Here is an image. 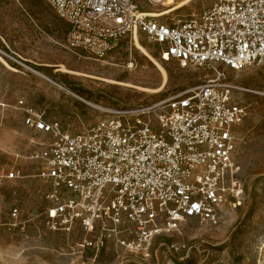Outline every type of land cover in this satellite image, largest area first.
<instances>
[{
  "label": "built area",
  "instance_id": "obj_1",
  "mask_svg": "<svg viewBox=\"0 0 264 264\" xmlns=\"http://www.w3.org/2000/svg\"><path fill=\"white\" fill-rule=\"evenodd\" d=\"M43 1L66 23L64 42L72 51L100 60L123 37L142 35L159 46L162 61L212 72L150 105L102 109L79 132L18 100L24 125L46 135L29 159L47 184V229L78 228L80 252L111 249L145 259L162 246L188 256L185 241L159 238L180 234L188 218L217 223L223 207L235 206L243 193L234 153L246 108L224 68L264 64V0H213L177 20L152 15L150 7L164 0ZM18 177L15 170L0 174V185ZM18 214L10 210L12 225Z\"/></svg>",
  "mask_w": 264,
  "mask_h": 264
},
{
  "label": "rangeland",
  "instance_id": "obj_2",
  "mask_svg": "<svg viewBox=\"0 0 264 264\" xmlns=\"http://www.w3.org/2000/svg\"><path fill=\"white\" fill-rule=\"evenodd\" d=\"M212 1L190 0L158 19L196 15ZM65 31L66 23L43 0H0V174L19 172L0 185V264H264V64L224 68L246 108L234 153L243 193L235 206L223 207L217 223L188 218L180 234L159 238L185 241L192 246L188 256L162 246L145 259L111 249L80 252L78 228L64 234L45 227L47 184L36 176L37 164L29 156L46 135L24 125L19 99L79 132L93 125L102 109L150 105L212 75L206 68L181 69L174 60L162 61L159 46L142 35L123 37L98 60L68 49ZM136 39L152 59L136 47ZM13 208L19 214L12 225Z\"/></svg>",
  "mask_w": 264,
  "mask_h": 264
},
{
  "label": "bare ground",
  "instance_id": "obj_3",
  "mask_svg": "<svg viewBox=\"0 0 264 264\" xmlns=\"http://www.w3.org/2000/svg\"><path fill=\"white\" fill-rule=\"evenodd\" d=\"M188 1H190V0H184L183 2H180V3H178V4H172L171 3V1L170 0H164L163 1V3L161 4L162 6H164L165 7V9L162 11V12H160V13H152V15H154V16H158V15H164V14H167V13H169V12H171V11H174V10H176V9H178V8H180V7H182L183 5H185ZM137 36H135V38H136ZM134 40V39H133ZM135 44H136V47L144 54V55H146V56H148V57H150L151 58V56L148 54V52H147V50L143 47V46H141L140 44H139V42L137 41V39H136V41H135ZM152 59V58H151ZM105 79V78H104ZM107 80V79H106ZM108 80H110V79H108ZM111 81H113V83H118V84H123V85H127V83H124V82H118V81H115V80H111ZM133 87V86H132ZM160 88V87H159ZM158 88V89H159ZM139 89V88H138ZM141 89V88H140ZM157 89V90H158ZM141 91V90H140Z\"/></svg>",
  "mask_w": 264,
  "mask_h": 264
}]
</instances>
